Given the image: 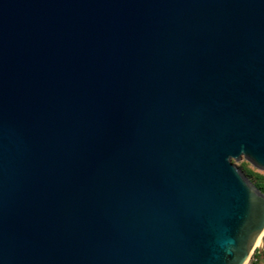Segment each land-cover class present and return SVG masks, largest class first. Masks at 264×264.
<instances>
[{
    "label": "water",
    "instance_id": "95a60500",
    "mask_svg": "<svg viewBox=\"0 0 264 264\" xmlns=\"http://www.w3.org/2000/svg\"><path fill=\"white\" fill-rule=\"evenodd\" d=\"M241 158L264 0H0V264H246Z\"/></svg>",
    "mask_w": 264,
    "mask_h": 264
},
{
    "label": "rangeland",
    "instance_id": "374dc122",
    "mask_svg": "<svg viewBox=\"0 0 264 264\" xmlns=\"http://www.w3.org/2000/svg\"><path fill=\"white\" fill-rule=\"evenodd\" d=\"M233 163L241 170V166L243 164H247V166L251 169H254V171L264 173V171L258 170L255 167H253L250 163H248L244 158H241L238 161H234ZM242 171V170H241ZM243 172V171H242ZM245 175V174H244ZM246 176V175H245ZM247 177V176H246ZM248 180L253 184V179L250 177H247ZM246 264H264V234L262 236L260 245H258L253 253L251 254L248 262Z\"/></svg>",
    "mask_w": 264,
    "mask_h": 264
},
{
    "label": "trees",
    "instance_id": "16d2710c",
    "mask_svg": "<svg viewBox=\"0 0 264 264\" xmlns=\"http://www.w3.org/2000/svg\"><path fill=\"white\" fill-rule=\"evenodd\" d=\"M240 168L247 177L253 179V185L264 193V173L254 171L247 164H243Z\"/></svg>",
    "mask_w": 264,
    "mask_h": 264
},
{
    "label": "bare ground",
    "instance_id": "6f19581e",
    "mask_svg": "<svg viewBox=\"0 0 264 264\" xmlns=\"http://www.w3.org/2000/svg\"><path fill=\"white\" fill-rule=\"evenodd\" d=\"M260 242H261V238H258L257 240H256V242H255V245H260Z\"/></svg>",
    "mask_w": 264,
    "mask_h": 264
}]
</instances>
